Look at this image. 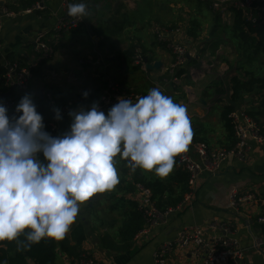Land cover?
Returning a JSON list of instances; mask_svg holds the SVG:
<instances>
[{
  "label": "crops",
  "instance_id": "1",
  "mask_svg": "<svg viewBox=\"0 0 264 264\" xmlns=\"http://www.w3.org/2000/svg\"><path fill=\"white\" fill-rule=\"evenodd\" d=\"M198 1L200 5L193 1L192 10H187L180 4L173 6L167 0H73L74 4L84 3L89 15L76 29L59 36L54 32V26L56 19L63 16L60 0H40L38 8H23L26 0H0L2 7L11 14L0 17V71L7 62L25 64L30 60L34 38L46 32L45 40L53 46V54L32 70L33 76L29 82L28 94L33 96L37 106L46 105V95L50 92L56 95L60 107L69 108L84 91L99 89L98 100L106 92L109 82L116 81L144 95L153 89L151 82H156L158 85L154 88L171 97L174 103L186 106L194 139L209 148L229 147L233 139L220 118L222 108L230 105L235 109L259 111V108L263 109L264 88L255 89L251 94H241V99L233 103L225 67L221 69L223 78L218 79L216 74L209 75L207 71L213 65L211 52L217 53L224 47L227 50L231 45L228 40L230 36L239 43L232 45L234 50L229 54L239 55L235 50L241 48L242 43L232 29L233 21L231 25L218 23L225 18L233 20L234 12H219L210 9L211 4L206 0ZM181 7L187 13H181ZM173 12L176 16L187 18L175 17ZM206 14L212 19L214 16L217 24L207 23ZM216 15L219 20H216ZM190 17L194 22L189 23ZM173 25L177 27L171 29ZM208 26L211 29L206 34ZM90 27L92 31L88 30ZM154 29L169 32V38L182 44L190 55V60L185 58L183 63L187 73L176 83L180 86L165 78L170 75L173 55L157 42ZM217 32L221 38H214ZM93 37H98L97 44ZM130 48L149 56L152 59L150 63L161 62V68L152 71L136 69L131 60L125 64L124 51ZM198 61L202 62V66L196 70L193 67ZM234 75L243 77L238 71ZM2 77L3 74L0 75V93H7L2 89ZM219 80L225 88V95L221 97L213 87ZM202 82L203 86H196ZM47 105L48 110L42 114L45 125L53 117L49 103ZM14 110H10L9 114ZM69 125L70 119L58 121L56 135L67 131ZM123 161L121 159L117 169L125 165ZM144 172L149 179L155 178L153 173ZM122 175L119 180H129L128 174ZM246 196L251 197L239 201ZM262 197L264 140L261 143L251 141L245 161L229 156L216 173L201 174L189 205L181 213L168 217L165 226H154L146 235H135L128 248H124L120 242L118 230L124 221L140 213L137 188L134 184L126 187L124 183L122 187L95 194L80 204L72 225L81 223L85 238L74 251H58L56 264H78L79 256L84 253L96 264H153L155 251L166 242H174L180 229L196 226L210 234L214 222L227 225L232 236L246 249L242 264H264V248H252L255 239L264 233V227L256 221L261 207L258 198ZM232 201L234 205H231ZM95 204L99 205L96 209ZM96 212L99 215L93 219ZM143 225L145 227L146 222ZM72 226L66 234L67 238H70ZM68 245L72 250L75 243L70 240ZM165 259L166 264H193L199 261L194 258L190 248L176 246L167 252Z\"/></svg>",
  "mask_w": 264,
  "mask_h": 264
},
{
  "label": "clouds",
  "instance_id": "2",
  "mask_svg": "<svg viewBox=\"0 0 264 264\" xmlns=\"http://www.w3.org/2000/svg\"><path fill=\"white\" fill-rule=\"evenodd\" d=\"M68 14L81 20L89 15L84 3L69 5ZM53 111L63 119L59 108ZM68 116V130L53 136L31 94L11 115L0 102V241H15L18 250L63 240L80 204L120 183L117 156L133 171L166 178L193 138L186 106L158 88L136 102L118 97L107 113L93 102Z\"/></svg>",
  "mask_w": 264,
  "mask_h": 264
},
{
  "label": "built area",
  "instance_id": "3",
  "mask_svg": "<svg viewBox=\"0 0 264 264\" xmlns=\"http://www.w3.org/2000/svg\"><path fill=\"white\" fill-rule=\"evenodd\" d=\"M211 4V9H216L219 12L226 10V14L233 13L239 10L242 14V19L248 21L252 26L264 24V0H207ZM63 11V16L56 19L54 32L62 36L70 33L76 29L84 19L72 17L68 14L69 5L74 4L73 0H60ZM39 3L34 5L38 8ZM4 15H11L4 7H0V17ZM156 40L159 44L167 48L173 55V61L170 67V82L176 84L181 77L175 76V70L178 69L185 61L186 48L169 38V32L158 31L154 29ZM47 33L42 32L38 34L33 40V56L25 64L17 61L7 62L4 65L3 72V88L4 90H12V93L7 98H2L0 93V102L8 108L13 110L17 101L29 92V82L32 79V70L43 63L44 60L49 59L53 54V46L46 42ZM133 66L144 68V56L136 53L131 60ZM184 76V75H183ZM157 87L156 82H152ZM130 99L136 102L141 94L133 92L131 89L123 87L118 82H109L106 92L95 100L98 102L102 111L107 113V110L117 103V98ZM46 98L52 111V121L46 125V131L53 136L57 132V120L55 119L54 108H57L55 101L52 99L50 93H47ZM93 103V102H92ZM89 104H82L80 100L75 101L74 105L69 108H61V115L63 119H70L69 111L76 109L79 106H90ZM232 127L233 140L229 147L209 148L202 142H193L188 146V151L177 156V162L187 175L188 191L185 193L183 199L175 207H167L165 209H158L152 200L150 189L137 184L138 193V210L145 219L146 226L138 232L137 235H146L149 229L154 226H165L167 218L171 215L181 213L190 203L194 195V188L201 174H214L218 171L221 163L229 156H233L240 161H245L249 153V143L251 141L261 143L264 140V135L261 132L257 121L252 118L246 110L235 109L228 115ZM48 127V128H47ZM128 165H131L127 161ZM251 196L240 198L239 201H245ZM261 207L260 212L256 218L257 223L264 227V197L258 198ZM234 205V201L231 202ZM230 205V206H231ZM212 232L207 234L202 227L189 226L183 227L177 233V238L174 242H166L162 244L153 255V264H166V254L171 251L174 246L187 249L190 251L195 259H199V264H242L245 250L240 245L238 239L234 238L229 227L223 223L214 222L211 225ZM252 248H264V233L258 236ZM78 264H96L95 261L88 256L87 253L81 254L77 261ZM193 263V264H198Z\"/></svg>",
  "mask_w": 264,
  "mask_h": 264
},
{
  "label": "trees",
  "instance_id": "4",
  "mask_svg": "<svg viewBox=\"0 0 264 264\" xmlns=\"http://www.w3.org/2000/svg\"><path fill=\"white\" fill-rule=\"evenodd\" d=\"M38 1L40 0H26L23 8L34 6L36 3H38ZM216 20H219L217 15ZM232 29L234 32H236L235 34L240 38L241 42L250 40V42L254 43L255 52H257L259 49L264 52V24L252 26L248 21L242 19L241 12L236 10L234 11ZM137 52H140L148 62L152 61V59L149 56L144 55L143 52L135 50L134 48H130L124 51L125 64L129 63ZM134 68L139 69V67L136 66H134ZM237 71L239 74L243 75V77L234 75V73ZM3 72L4 69H1L0 75L3 74ZM186 73L187 70L183 63L178 69L175 70V76L177 78L183 77V75ZM225 74L229 79L228 82L231 90L230 100H232L233 103H236L241 99V94H251L255 92V89L264 88V77L256 76L253 70H248L243 65L234 68L229 66L225 71ZM165 78L170 79L171 76L168 75ZM213 87L216 88L215 92L220 97L225 95V88L223 87L222 81H217ZM87 92L89 93L87 98H84L82 93L77 96L76 101L80 100L84 105L92 103L97 100L101 91L98 89ZM50 94L52 99L55 101L57 108L61 109L62 107L58 105L60 102L56 98V95L52 92H50ZM47 103H45L46 105L42 104L41 106H37L39 113L43 114L48 110ZM233 110H235L233 106H224L220 113V118L223 120L224 127L230 136L232 135V127L230 120L228 119V115ZM246 112L257 121L261 132L264 135V102L263 109L259 108V111H249V109H246ZM192 141L194 142L198 140L192 138ZM174 159L176 163L174 165L173 171L166 178H160L155 174L154 170L149 172L150 174L153 173L155 175L154 179H149L144 172L145 170L143 171V169L137 168L135 171H133L132 166H129L128 163H125L126 166L121 169V174H128L129 180H120V183L115 187H122L124 183L126 184V187H132V184H134V186L140 184L150 189L152 193V199L158 209L161 210L167 207H175L183 199L184 194L188 191V187L186 183L187 175L179 166L176 157ZM128 167H130V169H128ZM143 218L144 217L142 214L139 213L138 215H133L120 225L118 235L119 240L124 248H128L135 235L143 229L145 225H143V222L145 223V219ZM24 238V234L19 237L21 241H23ZM84 238L85 230L82 227V224L79 223L72 226L70 238L65 236V238L60 241L44 239L39 244H33L31 247L22 248L21 250H18V245L15 241H0V264H56V256L58 251H74L76 246L80 245ZM70 240L75 243V246H73L74 248L72 250V247H69L68 245Z\"/></svg>",
  "mask_w": 264,
  "mask_h": 264
},
{
  "label": "rangeland",
  "instance_id": "5",
  "mask_svg": "<svg viewBox=\"0 0 264 264\" xmlns=\"http://www.w3.org/2000/svg\"><path fill=\"white\" fill-rule=\"evenodd\" d=\"M167 1L170 4H172L173 6H175V5L178 6L180 4L181 6H183L184 8H186L187 10H192L193 1L197 5H200L201 4V3H197L198 0H167ZM168 10H169V7H168ZM180 11H181V13H187V12H184L183 11V8L182 7H181V10ZM172 15H174L175 17H178V18H183V19L187 18V16H183V15L176 16V14H174V12L172 13ZM167 16H168V12L166 13V17ZM224 17L225 16H223V18ZM205 19L207 20V23H209V24H211V23H213V25L214 24H217V22L214 19V16H213V19H212V17H210L209 15L206 14ZM190 21H192V18L191 17L189 18V23H190ZM232 21L233 20H231L230 18H225V19H221V21H219L218 23H221L222 25H231V22ZM192 22H194V20ZM176 27H177L176 25H173L170 28L171 29H175ZM210 29L211 28L208 26V28L206 29V34H207V32ZM221 29H222V27L220 26V30ZM218 37H220L219 36V32L216 33V35L214 36V38H218ZM228 40H229V42H230L231 45H229V47L227 48V50L224 47L221 50H219L217 53L211 52L212 53V59H213V65L207 71L208 73H210L209 75L216 74L217 78L218 79H221L224 76L223 75L224 73L221 70L223 66L227 70V68L229 66L232 67V68H234V67H239V66L243 65V66L246 67V69L253 70V72L255 73L256 76L263 77V75H264V52L261 51L260 49L257 50V52H255L254 51V43L249 42L250 41L249 40V41H246V42H241L242 43V47L241 48H238L237 50H235V51H237V53H239V55H232V54H229L230 52H233V50H234V48H233L232 45H234V46L237 45L239 43V40H235V39L231 38L230 36H229ZM242 71H243V69H242ZM182 83L183 82L181 81V84ZM172 85H174V84H172ZM176 85H174V86H176ZM197 85L198 86H203V82H202V84L201 83L200 84H196V86ZM150 86H152V88H154V85H153L152 82H151ZM177 86H180V85L178 84ZM126 88L128 90L131 89L133 92L139 93L142 96H144V94L141 91H139V90H135V89L129 88V87H126ZM178 90H180V89H178ZM213 111H215V110H213ZM114 159H115V168L117 169V166L121 164V158L120 157H116ZM124 161H125V163H127L126 160H124ZM124 161H123V164H124ZM124 166L125 165L119 166V168L117 169L118 177H120V175H121V169ZM129 166H131V165H129ZM128 169H130V167H128ZM98 207H99L98 204H95L94 205V209H96ZM98 215L99 214L97 212L95 214H93V219L96 216H98Z\"/></svg>",
  "mask_w": 264,
  "mask_h": 264
},
{
  "label": "water",
  "instance_id": "6",
  "mask_svg": "<svg viewBox=\"0 0 264 264\" xmlns=\"http://www.w3.org/2000/svg\"><path fill=\"white\" fill-rule=\"evenodd\" d=\"M0 7H2V4L0 3ZM89 31H91V27L88 28ZM93 41L97 44L98 41V37H93ZM185 58L188 59V61L190 60V55L188 53L185 54ZM107 60H113L111 58H106ZM202 66V62L198 61L193 68H195L196 70L199 69V67ZM144 68L146 70H159L161 68V62L157 61V62H153L150 63L147 61V59L144 57ZM12 93V90H9L7 93L2 94V98H7L10 94ZM203 102V101H202Z\"/></svg>",
  "mask_w": 264,
  "mask_h": 264
},
{
  "label": "bare ground",
  "instance_id": "7",
  "mask_svg": "<svg viewBox=\"0 0 264 264\" xmlns=\"http://www.w3.org/2000/svg\"><path fill=\"white\" fill-rule=\"evenodd\" d=\"M140 53V52H139ZM141 54V53H140ZM123 86V85H122ZM123 87H125L126 88V86H123ZM181 169H182V167H181ZM183 170V169H182ZM185 195V194H184ZM151 196H152V193H151ZM184 197V196H183ZM153 200V199H152Z\"/></svg>",
  "mask_w": 264,
  "mask_h": 264
}]
</instances>
